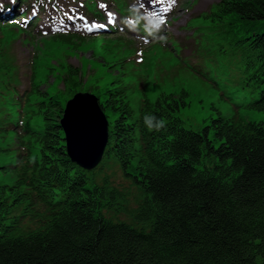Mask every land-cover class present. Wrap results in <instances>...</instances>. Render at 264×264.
<instances>
[{
    "label": "trees",
    "instance_id": "16d2710c",
    "mask_svg": "<svg viewBox=\"0 0 264 264\" xmlns=\"http://www.w3.org/2000/svg\"><path fill=\"white\" fill-rule=\"evenodd\" d=\"M115 4L128 13L124 1ZM16 8L12 16L0 14V30L24 31L13 23ZM88 8L98 16L92 0ZM204 18L257 67L247 78L252 89H240L238 99L264 113V0H219ZM100 39L68 33L50 41L76 51ZM5 50L0 43V90L16 86ZM104 59L99 69L122 62ZM58 68L61 91L35 85L27 97L37 105L40 130L27 129L17 164L0 163V175H15L13 183L0 184V264H264V119L217 111L200 131L187 129L177 115L190 105L187 91L145 97L135 114L123 72L107 74L89 90L109 120L105 156L117 160L135 194L107 177L97 182L67 157L59 126L63 103L85 89L79 68ZM145 114L166 126L148 130ZM104 210L122 211L131 222Z\"/></svg>",
    "mask_w": 264,
    "mask_h": 264
},
{
    "label": "rangeland",
    "instance_id": "374dc122",
    "mask_svg": "<svg viewBox=\"0 0 264 264\" xmlns=\"http://www.w3.org/2000/svg\"><path fill=\"white\" fill-rule=\"evenodd\" d=\"M9 1L0 0V4ZM95 1L96 7L105 16L101 25L107 27L113 24V27L117 26V31H108L111 37L87 43L76 51L55 47L49 35L52 31L65 33L75 30L84 33V24L91 18L83 9V4L87 2L85 0H38L31 7L32 13L39 18L33 30L37 37L14 27L0 30V43L6 47V54L13 65V83L17 86L19 99H22L16 100L14 92L9 91L4 92L5 97L0 96V118H6L7 121L2 123H8L9 126L0 135V148L8 149L6 154H0V163H11L19 153H25L23 142L26 141H23L25 137L20 130L23 126L20 121L30 117L32 120L25 121L27 127L40 130V117L35 114V100L26 99L29 90L37 85L41 91L52 88L61 91L64 86L57 76L61 72L58 67L66 68L69 65L79 68L83 76L82 88L85 90L77 93H90L96 97L97 94L89 88L100 87L104 78H109V73L123 72L121 80L130 89L127 94L135 114L139 112L145 97L154 100L163 91H187L190 105L181 109L177 115L187 129L194 131L209 125L213 118L218 117L217 111L228 118L241 116L247 121L264 119V113L246 107L249 102H226L222 99L228 90H251L252 87L248 85L251 81L247 82V78L257 67L247 64L249 60L245 59L240 49L222 40L215 27L204 18L219 0H122L132 13L142 17L139 21L144 27L149 20L160 22L162 28L158 35L166 38L163 41L143 34L147 32L141 24L139 28L134 26L136 19L117 14L112 0ZM103 30L107 31L102 28L95 33ZM171 38L177 43L176 49L170 43ZM104 57L107 58L105 62H122L112 69H99L96 64H101ZM19 119L22 120L14 128ZM29 137L26 135V140ZM92 173L97 182L107 177L112 185L119 188L130 186L112 156H105L101 165ZM12 179L11 175L2 174L0 184H10ZM130 191L136 194L134 188ZM134 206L135 202H131L128 207ZM104 213L115 221L131 222L130 216L122 211Z\"/></svg>",
    "mask_w": 264,
    "mask_h": 264
},
{
    "label": "water",
    "instance_id": "95a60500",
    "mask_svg": "<svg viewBox=\"0 0 264 264\" xmlns=\"http://www.w3.org/2000/svg\"><path fill=\"white\" fill-rule=\"evenodd\" d=\"M72 162L84 170L94 169L102 160L108 143V121L96 96L76 93L69 99L59 121Z\"/></svg>",
    "mask_w": 264,
    "mask_h": 264
},
{
    "label": "clouds",
    "instance_id": "9594fccd",
    "mask_svg": "<svg viewBox=\"0 0 264 264\" xmlns=\"http://www.w3.org/2000/svg\"><path fill=\"white\" fill-rule=\"evenodd\" d=\"M131 14L135 19H137V25L136 26H139V20L142 17L135 12H133ZM161 28H162V24L160 22H157V21L149 20L146 22V25H145V31L148 33V35L153 36L154 38L163 41L166 38L162 35H158ZM143 123L146 126V128L150 131L151 130L159 131L166 126L164 119L157 118L155 115H152V114H145L143 116Z\"/></svg>",
    "mask_w": 264,
    "mask_h": 264
},
{
    "label": "snow or ice",
    "instance_id": "6c2138e0",
    "mask_svg": "<svg viewBox=\"0 0 264 264\" xmlns=\"http://www.w3.org/2000/svg\"><path fill=\"white\" fill-rule=\"evenodd\" d=\"M11 3L13 4V5H15V3H16V0H11ZM5 9H4V6H3V4H0V12H3ZM12 9L10 8V9H7V11H11ZM87 27V26H86ZM95 27H97L95 24H92L91 25V27L90 28H88V30L89 31H91L92 30V28H95ZM101 27H103V26H101Z\"/></svg>",
    "mask_w": 264,
    "mask_h": 264
},
{
    "label": "bare ground",
    "instance_id": "6f19581e",
    "mask_svg": "<svg viewBox=\"0 0 264 264\" xmlns=\"http://www.w3.org/2000/svg\"><path fill=\"white\" fill-rule=\"evenodd\" d=\"M92 24H93V23H89V24H88V27H91ZM95 25H96V24H95Z\"/></svg>",
    "mask_w": 264,
    "mask_h": 264
}]
</instances>
